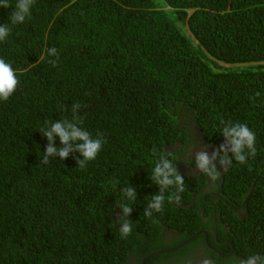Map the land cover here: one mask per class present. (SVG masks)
<instances>
[{"label": "trees", "instance_id": "16d2710c", "mask_svg": "<svg viewBox=\"0 0 264 264\" xmlns=\"http://www.w3.org/2000/svg\"><path fill=\"white\" fill-rule=\"evenodd\" d=\"M15 3L0 8V25L11 28L0 58L20 81L0 101V264H233L264 255V0H34L13 25ZM53 47L58 57L47 55ZM76 103L81 127L103 137L101 151L84 169L79 152L43 165L41 127L71 119ZM221 120L246 124L256 155L217 165L212 181L192 174L187 153L197 137L209 155L218 149ZM164 153L185 190L148 218L159 193L149 176ZM129 185L133 231L121 239L117 203Z\"/></svg>", "mask_w": 264, "mask_h": 264}, {"label": "clouds", "instance_id": "9594fccd", "mask_svg": "<svg viewBox=\"0 0 264 264\" xmlns=\"http://www.w3.org/2000/svg\"><path fill=\"white\" fill-rule=\"evenodd\" d=\"M33 4L34 0H16L14 11L10 14L11 24L24 23L26 18L31 15L30 10ZM9 7H12L9 0H0V8ZM10 32L11 28L7 23L0 25V42L5 41ZM47 55L58 57L59 52L53 47L47 51ZM50 63L55 65L56 61L51 60ZM19 83L20 81L12 65L0 58V101H7L16 91ZM81 107L82 105L79 103L72 105L71 119L64 118L44 122V126L39 131L48 141L41 158L43 165L49 163L50 157L58 156L61 160H65L70 153L79 152L82 158H77V165L79 168L84 169L87 163L95 160L101 151L104 143L103 137L98 133L93 138L89 131L81 127L83 118L78 114ZM221 124L223 127L220 134L224 137V143L214 150L211 155L206 151V147L200 148L195 153L193 149H190L187 153V163L191 165L194 159L198 172L203 173L212 181H217L220 178V169L217 165L223 168L231 164L233 159L239 164H246L249 156L254 157L256 155V134L246 124L232 121L225 122L223 120H221ZM57 137L62 147L55 146ZM197 140L199 141L200 138L197 137ZM153 155H157V153L154 151ZM189 157L192 159H189ZM149 178L159 186V193L151 196L143 211L145 217L152 218L154 212H162L166 199L170 204L181 202V193L185 190V180L166 153L158 155ZM110 183L115 188L119 182L110 181ZM166 192L168 193L167 196L165 195ZM121 197V202L117 204L122 215L117 222L120 224L118 229L120 237L125 239L133 231V222L129 219L132 207L125 201H135L137 199L136 189L130 185L124 187L121 189ZM202 264H216V262L212 258H205ZM233 264H264V255L253 253L243 259L234 257Z\"/></svg>", "mask_w": 264, "mask_h": 264}, {"label": "rangeland", "instance_id": "374dc122", "mask_svg": "<svg viewBox=\"0 0 264 264\" xmlns=\"http://www.w3.org/2000/svg\"><path fill=\"white\" fill-rule=\"evenodd\" d=\"M200 145H196V143L195 144H192V146L194 147V146H196L195 147V152H198L199 150H200V148H204V147H206V151L209 153L210 151H211V148L210 147H208L207 145H205V144H202L201 142H200V140H199V142H198ZM201 146V147H200ZM200 147V148H199ZM187 159H188V157H187ZM189 159H192L191 157H189Z\"/></svg>", "mask_w": 264, "mask_h": 264}, {"label": "flooded vegetation", "instance_id": "af4514ba", "mask_svg": "<svg viewBox=\"0 0 264 264\" xmlns=\"http://www.w3.org/2000/svg\"><path fill=\"white\" fill-rule=\"evenodd\" d=\"M197 145V144H196ZM201 147V146H200ZM199 147V148H200ZM185 167V168H184ZM189 166L188 165H183L182 167H181V171H184L186 168H188ZM189 170H190V168H189ZM191 172V171H190ZM192 174H197V169H195V168H193V170H192Z\"/></svg>", "mask_w": 264, "mask_h": 264}, {"label": "water", "instance_id": "95a60500", "mask_svg": "<svg viewBox=\"0 0 264 264\" xmlns=\"http://www.w3.org/2000/svg\"><path fill=\"white\" fill-rule=\"evenodd\" d=\"M145 260H146V257H144L143 259H142V264H144V262H145Z\"/></svg>", "mask_w": 264, "mask_h": 264}]
</instances>
